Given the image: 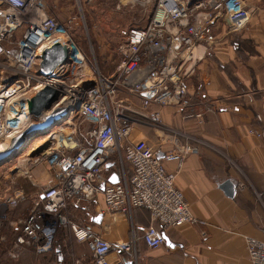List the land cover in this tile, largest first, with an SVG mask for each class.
Masks as SVG:
<instances>
[{
	"label": "built area",
	"instance_id": "2783aa9c",
	"mask_svg": "<svg viewBox=\"0 0 264 264\" xmlns=\"http://www.w3.org/2000/svg\"><path fill=\"white\" fill-rule=\"evenodd\" d=\"M147 2L140 0L139 4ZM155 3L148 24L129 30L120 45L122 62L115 75L104 77L93 68L95 65L74 38L78 27L75 18L61 22L49 16L43 0H0V142H10L31 124L28 111V124L19 128L9 125L8 115L16 104L27 110V101L45 85L57 91V100L47 114L71 100V115L91 125L83 144L73 139L66 144L64 139L48 152L22 159L28 167L47 165L55 182L35 199L26 218L9 221L6 214L7 209L25 200L23 195L0 202V226L7 223L21 231L9 251L12 258L25 247H33L37 254L50 251L57 229L66 227L77 242L87 244L93 257L91 264H124L122 255L134 252L132 242L112 245L66 216L68 206L93 202L100 194L105 214H131L137 209L149 212L152 224L141 237L148 249L162 246L167 231L196 221L183 193L175 187V179L198 145L185 142L177 146L178 138L186 136L169 131L176 147L159 158L146 141L132 142L131 131L136 124L168 130L159 114L148 113V108L186 109L191 97L185 84L190 70L185 64L193 50L215 44L216 18H226L229 32L236 33L246 27L251 11L242 0ZM56 42L66 46L68 61L55 71V76L42 77L38 73L40 54ZM119 93L124 98H119ZM128 97L136 99L137 108L127 103ZM191 117L201 119L202 115L185 116ZM256 121L264 131V117L257 115ZM250 133L262 136L259 130ZM110 158H115L122 172L116 184L106 182L103 176ZM167 163H174L176 171H167ZM125 164L130 167V177L126 176ZM255 197L264 209V192ZM245 248L250 264H264V241L245 238Z\"/></svg>",
	"mask_w": 264,
	"mask_h": 264
},
{
	"label": "crops",
	"instance_id": "0c3cea01",
	"mask_svg": "<svg viewBox=\"0 0 264 264\" xmlns=\"http://www.w3.org/2000/svg\"><path fill=\"white\" fill-rule=\"evenodd\" d=\"M242 2L251 11L246 27L230 33L229 21L216 18L213 24L215 44L196 47L185 64L190 70L185 79L190 105L180 110L152 105L147 112L158 113L168 130L136 124L130 135L132 142L146 141L159 158L176 147L171 143L174 137L169 131L186 136L178 138L177 146L185 142L198 145V149L187 156L175 179V187L183 193L196 221L167 231L169 245L164 243L157 249H148L141 239L144 229L152 224L146 210L105 214L101 194L93 202H82L79 207L68 206L66 216L70 221L87 227L108 243L132 242L134 252L130 259L122 255L123 261L133 264H250L245 238L264 241V209L255 197L256 193L264 192V131L256 121L257 115L264 117V0ZM118 96L124 98L125 95L119 93ZM127 103L137 108L134 97H128ZM197 113L202 115L201 119L185 118L186 114ZM77 127L76 123L72 124V131L78 130ZM251 130L261 131L262 136L256 137ZM67 136V140L84 143L75 133ZM57 138L55 131H51L33 151L48 152L64 140ZM22 162L10 169L12 189L0 194L3 204L24 196L25 200L13 208L16 209L15 220L23 219L35 199L55 182L47 165L28 167ZM165 167L169 172L176 171L174 163H167ZM124 168L126 176L130 177V167L126 164ZM114 174L118 181L122 179L119 164L115 158H110L103 172L106 182L110 183ZM227 180L236 185L233 198L227 197L220 188ZM9 210L12 209H7L6 214ZM3 226L11 228L7 223L0 227ZM62 228V233H56L61 235L65 258L45 264H91L93 257L87 244L77 242L68 228ZM14 242L5 245L11 259L22 256L28 264H43L33 247H25L12 258L9 251ZM1 243H6L4 237L0 238Z\"/></svg>",
	"mask_w": 264,
	"mask_h": 264
},
{
	"label": "rangeland",
	"instance_id": "374dc122",
	"mask_svg": "<svg viewBox=\"0 0 264 264\" xmlns=\"http://www.w3.org/2000/svg\"><path fill=\"white\" fill-rule=\"evenodd\" d=\"M147 1V4L141 6L140 0H43L49 16L61 22L69 18L76 19L78 27L75 36L79 47L95 65L93 68L96 67L98 72L105 76H114L117 72L122 62L118 49L124 43L128 31L133 28H144L150 21L156 3L155 0ZM17 117L13 127L19 128L25 123L28 124L27 121L25 122L27 120L25 113L22 112ZM69 120H71L70 123ZM29 121L35 122L32 117H29ZM74 123L79 128L72 131ZM90 128V124L73 113L66 122L52 131H55V136L58 138L63 134L64 136H60L62 139H67V135L75 133V136L84 141L82 134ZM44 136L46 134L32 138L23 151L15 155L8 163L0 165V194L12 189L10 169L13 165L28 158L33 149L43 143Z\"/></svg>",
	"mask_w": 264,
	"mask_h": 264
},
{
	"label": "water",
	"instance_id": "95a60500",
	"mask_svg": "<svg viewBox=\"0 0 264 264\" xmlns=\"http://www.w3.org/2000/svg\"><path fill=\"white\" fill-rule=\"evenodd\" d=\"M67 61L68 51L66 46L61 42H56L41 52L38 73L42 77L51 78L55 76V71L65 65ZM56 100V89L52 85H45L27 101L28 114L35 122L31 123L25 130L10 140L8 148L0 153V165L8 163L15 155L23 151L32 138L45 135L67 121L73 110L71 100L64 101L60 107L48 114L46 113ZM38 153L39 150H35L31 156H37ZM109 182L111 184L118 183V176L116 174L112 175ZM220 188L227 197H234L236 185L230 180L225 181ZM164 240L169 245V240L165 235ZM124 264L133 263L131 261H124Z\"/></svg>",
	"mask_w": 264,
	"mask_h": 264
},
{
	"label": "trees",
	"instance_id": "16d2710c",
	"mask_svg": "<svg viewBox=\"0 0 264 264\" xmlns=\"http://www.w3.org/2000/svg\"><path fill=\"white\" fill-rule=\"evenodd\" d=\"M139 29H141V28H139ZM74 38L76 40L75 34H74ZM32 205H33V203H32ZM15 211H16V209L9 210L7 212V218L8 219L13 218L15 220ZM29 213H30V211H29ZM29 213L24 218H26L29 215ZM62 230H64V228L60 227L59 230L57 231V233H62ZM57 233L54 236L51 250L44 252V253L37 254L38 260L41 258L43 259V261H42L43 264L48 263V262H60V259L65 258V254H64V251H63V249L61 247V243H60L61 235L59 234V236H58ZM19 235H21V231L19 228H12L11 227V228L7 229L4 226L0 227V238L4 237L6 239V243L0 244V264H28L27 262L22 260V256L17 258L16 260H13L6 253V249H5L6 246L5 245L7 243H8V245H10ZM124 255H126L125 257L127 259H130V257H131L130 254H123V256ZM32 264H34V263H32Z\"/></svg>",
	"mask_w": 264,
	"mask_h": 264
},
{
	"label": "bare ground",
	"instance_id": "6f19581e",
	"mask_svg": "<svg viewBox=\"0 0 264 264\" xmlns=\"http://www.w3.org/2000/svg\"><path fill=\"white\" fill-rule=\"evenodd\" d=\"M25 113L26 114V118H27V120H25V122L27 121V122H29L28 121V115H27V110L25 109V107L23 106V105H21V104H16L15 106H14V108H13V110H11L10 111V113H9V115H8V119H9V125H11L12 127L14 126L13 124L15 123V122H17V120L15 121V118H18L17 117V115H21V113ZM14 120V121H13ZM24 122V123H25ZM20 124V123H19ZM26 124V123H25ZM61 138V137H60ZM31 141V140H30ZM64 143H66V144H69V143H71V141H66V142H64ZM8 146H9V141L7 140V141H2V142H0V153L1 152H3V151H5L7 148H8Z\"/></svg>",
	"mask_w": 264,
	"mask_h": 264
}]
</instances>
